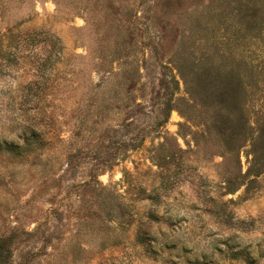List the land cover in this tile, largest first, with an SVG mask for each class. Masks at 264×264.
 I'll use <instances>...</instances> for the list:
<instances>
[{
  "label": "rangeland",
  "instance_id": "obj_1",
  "mask_svg": "<svg viewBox=\"0 0 264 264\" xmlns=\"http://www.w3.org/2000/svg\"><path fill=\"white\" fill-rule=\"evenodd\" d=\"M97 1L0 0L3 264H264V0Z\"/></svg>",
  "mask_w": 264,
  "mask_h": 264
},
{
  "label": "trees",
  "instance_id": "obj_2",
  "mask_svg": "<svg viewBox=\"0 0 264 264\" xmlns=\"http://www.w3.org/2000/svg\"><path fill=\"white\" fill-rule=\"evenodd\" d=\"M94 4H96L99 7L100 9L99 11L102 12L103 15L108 14V13L112 14V8H115L111 1L102 2L99 0L97 2H94ZM3 244H4V241L0 240V264L1 263L3 264L7 258L6 251H4V248H3Z\"/></svg>",
  "mask_w": 264,
  "mask_h": 264
}]
</instances>
